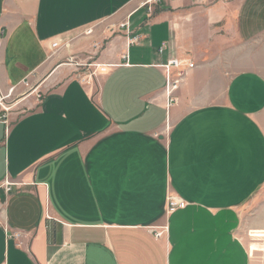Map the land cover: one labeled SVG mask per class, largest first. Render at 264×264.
Instances as JSON below:
<instances>
[{
	"label": "crops",
	"instance_id": "crops-1",
	"mask_svg": "<svg viewBox=\"0 0 264 264\" xmlns=\"http://www.w3.org/2000/svg\"><path fill=\"white\" fill-rule=\"evenodd\" d=\"M135 1L0 0V264H259V0L134 7L139 41L107 48L97 89L59 62ZM172 59L195 67L171 103ZM171 196L187 207L169 213Z\"/></svg>",
	"mask_w": 264,
	"mask_h": 264
},
{
	"label": "rangeland",
	"instance_id": "rangeland-1",
	"mask_svg": "<svg viewBox=\"0 0 264 264\" xmlns=\"http://www.w3.org/2000/svg\"><path fill=\"white\" fill-rule=\"evenodd\" d=\"M160 2L156 3L150 2V0H136L131 6H129V8L124 11L123 14L114 18H109L103 22H100L90 28L83 30L78 34L79 36L83 37L82 39H84V41H82L80 46L78 47V51L76 52L72 49V52H63V55L61 56L62 59L59 62L76 67L77 71L74 76H77V78L84 80L85 84L89 86L95 85L97 89L104 74L113 65L112 62L105 63L100 61V57L108 47L110 48L113 45L116 40H122L123 42H125V40L127 41V36L122 31L124 29H121L120 26L123 22L129 19V11L136 7L139 8V10L148 12V14H153L155 13V8H157ZM259 7H261L259 9V15L264 16V0H259ZM261 29H264V26H261ZM78 35L72 37L69 43H72V45L75 44V42L77 41V39L75 41V38ZM61 43L63 45L66 44L67 41H60L59 44H53V49L56 48V51H58L62 47ZM124 51L125 50H123L122 52ZM54 53L57 54L59 52ZM259 65L261 70L264 72V61L259 62ZM248 207L249 209L264 208V188L257 194V196H255V199L249 204ZM263 234L264 230L253 231L251 234V238H248V246H255V244L258 242H264V239H262V237L264 236ZM251 255H255L254 259L256 258V261H259V264H264V252H255L254 255Z\"/></svg>",
	"mask_w": 264,
	"mask_h": 264
},
{
	"label": "built area",
	"instance_id": "built-area-1",
	"mask_svg": "<svg viewBox=\"0 0 264 264\" xmlns=\"http://www.w3.org/2000/svg\"><path fill=\"white\" fill-rule=\"evenodd\" d=\"M161 0H150V2H160ZM121 29H124L126 31V36L128 39V44L132 45L139 41L138 37L132 36V32L130 30L129 22H124L120 26ZM163 46L159 52L163 53L164 51ZM195 64L192 63L190 60H179V59H172L168 61L167 64L163 65L164 73L166 76V94L167 98L169 99V102H174V95L177 92V90L180 87V84L182 83V80L185 78V76L188 74V72L192 69H194ZM7 192L10 191L11 186H7ZM187 207V204L177 199L176 197L171 196L168 201V212L173 213L177 210L184 209ZM153 235L160 239L168 232V227H164L162 229L152 228ZM252 234V233H251ZM250 234V237H251Z\"/></svg>",
	"mask_w": 264,
	"mask_h": 264
},
{
	"label": "bare ground",
	"instance_id": "bare-ground-1",
	"mask_svg": "<svg viewBox=\"0 0 264 264\" xmlns=\"http://www.w3.org/2000/svg\"><path fill=\"white\" fill-rule=\"evenodd\" d=\"M264 235V234H263ZM262 239H264V236L262 237Z\"/></svg>",
	"mask_w": 264,
	"mask_h": 264
}]
</instances>
